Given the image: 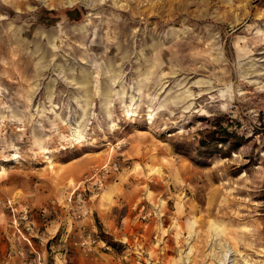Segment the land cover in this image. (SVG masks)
I'll use <instances>...</instances> for the list:
<instances>
[{
    "label": "rangeland",
    "instance_id": "rangeland-1",
    "mask_svg": "<svg viewBox=\"0 0 264 264\" xmlns=\"http://www.w3.org/2000/svg\"><path fill=\"white\" fill-rule=\"evenodd\" d=\"M227 249L264 264V0H0V264Z\"/></svg>",
    "mask_w": 264,
    "mask_h": 264
},
{
    "label": "bare ground",
    "instance_id": "bare-ground-1",
    "mask_svg": "<svg viewBox=\"0 0 264 264\" xmlns=\"http://www.w3.org/2000/svg\"><path fill=\"white\" fill-rule=\"evenodd\" d=\"M71 2V1H70ZM125 5V3H119V6L123 7ZM132 108L133 105H131ZM71 134H72V137L76 140L79 141V139H81V135H80V129L79 128H73L72 131H71ZM230 250L227 249L226 252H224L223 254V257H224V260H223V264H229L230 263V258H231V255H230ZM233 263L232 264H237L235 261H232Z\"/></svg>",
    "mask_w": 264,
    "mask_h": 264
},
{
    "label": "built area",
    "instance_id": "built-area-1",
    "mask_svg": "<svg viewBox=\"0 0 264 264\" xmlns=\"http://www.w3.org/2000/svg\"><path fill=\"white\" fill-rule=\"evenodd\" d=\"M87 242H88V238L87 237H81V239H80V243L81 244H83V245H85V244H87Z\"/></svg>",
    "mask_w": 264,
    "mask_h": 264
}]
</instances>
